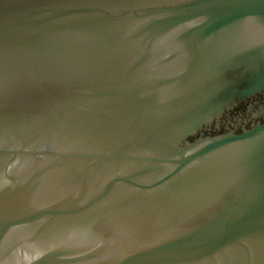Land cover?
<instances>
[{"label":"water","instance_id":"obj_1","mask_svg":"<svg viewBox=\"0 0 264 264\" xmlns=\"http://www.w3.org/2000/svg\"><path fill=\"white\" fill-rule=\"evenodd\" d=\"M0 264H264V0H0Z\"/></svg>","mask_w":264,"mask_h":264}]
</instances>
